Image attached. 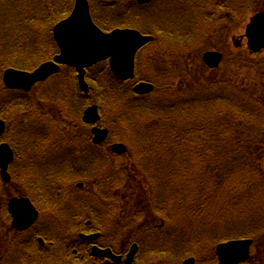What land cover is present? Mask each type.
<instances>
[{"label":"trees","instance_id":"obj_1","mask_svg":"<svg viewBox=\"0 0 264 264\" xmlns=\"http://www.w3.org/2000/svg\"><path fill=\"white\" fill-rule=\"evenodd\" d=\"M73 1L66 0L65 12L55 14L56 10L51 9L57 6L59 0H47V16L51 13L49 18L53 20L50 28L69 15L73 9ZM237 1L245 6L251 0ZM95 2H100L98 6L104 18L93 8L91 1L92 17L103 31L136 28L144 34L156 35V29L152 31V28L132 26L130 13L119 8L110 9L112 6L106 4L108 1ZM135 7L139 8L137 5ZM9 8L8 2L0 0V14L5 15ZM226 10L233 15L237 13L236 9ZM262 10V5L252 7L253 12ZM154 12L155 10L152 13ZM41 13L45 15L46 12ZM175 28L181 35L179 38L186 41L194 39L196 24L195 30L190 23L180 24ZM51 40L57 51L52 36ZM50 46L51 43L47 41V48ZM26 51L27 49L21 50L24 53ZM23 63L20 60L14 64L12 61V67L20 68ZM66 69L75 76L73 69ZM87 80L90 94L81 100L82 103L80 99L74 101L79 114L89 104H97L101 111L109 107L117 115L110 128L111 132L117 135V126L125 132L129 129L133 132L128 134L129 138H133L139 148L137 164L131 163L129 169L124 164L121 167H116L118 164H115L111 174L103 182L110 184L113 192H121L125 188L136 189V184H139L138 190L146 195L145 202L148 205L155 204L152 211L169 221L167 228L179 222L175 221L177 218H173V212L187 211L190 207L188 212L191 213L192 220H197L207 232L209 228L206 223L213 218L211 214L216 213L215 218H219L221 211H224L227 223L225 225L224 222L225 226L216 231V243L252 239L254 246L250 264H264V90L263 96L257 97L254 94L256 91L248 89L246 85L238 86L232 79H214L209 83L210 88L203 87L201 93L181 100L179 93L189 92L203 80L194 79L188 84L187 90L176 89L167 82L156 86L155 92L150 96L139 98L134 95L131 82L122 83L113 76L109 62L89 69ZM144 80L152 82L150 79ZM262 84L264 87V80ZM169 95L174 96L173 102L167 101ZM152 97H163L167 102L149 108V99ZM79 103L82 105L79 106ZM131 108H143L145 111L130 116ZM11 110L12 102L5 112L9 113ZM143 135H147L150 140L145 142ZM124 136L123 139L119 137L120 141L124 140ZM78 138L67 137L68 140ZM151 138L159 143H153ZM22 183L35 188L59 186L55 180L46 176L26 179ZM240 187L242 189L235 193ZM0 188H11V184L5 185L0 179ZM114 203L118 202L115 200ZM186 207L188 208L183 210ZM180 214L183 216V212ZM228 218H233L234 222ZM186 237L193 238L194 235L185 232L183 238ZM191 242L190 246L185 247L189 251H182L183 247L179 249L180 257L204 256L200 264H216L215 255L211 258L208 252L200 254L204 247L200 249L197 246L202 244Z\"/></svg>","mask_w":264,"mask_h":264},{"label":"flooded vegetation","instance_id":"obj_2","mask_svg":"<svg viewBox=\"0 0 264 264\" xmlns=\"http://www.w3.org/2000/svg\"><path fill=\"white\" fill-rule=\"evenodd\" d=\"M155 2L159 3L157 10L160 16V23L159 27L156 28V38H154V41L162 39L163 42L169 45L178 43L189 46L191 40L186 41L184 38H179L181 35H179L175 28V26L178 27L180 24H177V21H173L175 11L171 0H154L150 4L142 5V8H146ZM183 2L188 1L184 0ZM203 3L208 6L210 2L209 0H199L198 12L200 13V19L197 23L207 31L203 36V38H207L212 27L215 33L217 32L219 20H216V14H218L216 11L213 14V18L205 15L203 11H206V7L203 9ZM217 7L221 13L225 10L224 12L230 15L226 8L224 9V6L218 5ZM208 8L212 10V8ZM181 16L189 18L187 14ZM204 18L207 20L203 23ZM188 23L195 30L196 22L191 23L189 20ZM220 28H223L222 25ZM242 38L238 39L237 36L231 38V43L236 49L242 46ZM180 40L183 42H180ZM27 41V39H23L21 50H25V42ZM216 41H219L220 44L225 43L226 40L223 33L218 34ZM29 43H33V41ZM153 43L143 47L137 57ZM44 47L43 49L35 46L32 53H25L21 57V61H24V63L40 61V65L47 62V41L44 42ZM222 51V49H219L216 52L222 53L225 58V54ZM41 55L44 56L41 57ZM137 57L135 61V76L132 80L127 81L131 82L132 86L145 79L139 75ZM163 74L165 75V73ZM52 78L54 77L35 84L29 92L23 90L13 91L15 105L21 109L19 112H31L32 108L34 109L36 106H38V109H42L43 100L47 102V98L55 100V97H61L57 94V87L53 86L55 83H52L54 81ZM149 95L135 96L146 98ZM66 96L62 98L65 100ZM85 96L87 95L78 90L70 98L72 100L71 103L75 105V99L83 100ZM75 110L77 111L78 109ZM83 112L80 115L82 123ZM21 114L23 113H18V117ZM82 125L86 127L83 128V133L78 131L74 133L76 137H79L78 139L68 140L66 139V135L60 139L57 132V136L51 139L52 135L47 134V128L41 132H27L26 128H22L16 129L18 130L16 138L11 143L8 142L14 153V161L10 167L13 169L14 177L17 178V181L46 176L55 180L59 186L46 188H0V196H6V199H2L4 203L0 204V226L6 221V225L9 228V231L6 233H2L0 230V264H106L107 262H112L108 258L93 256V249L95 247L102 250H111L114 254L123 258L122 264H124V260L128 255V244L130 241H128V244L126 242L122 250H116L114 245L117 243V240L114 241V238H111L109 235L114 232V230H111V225L115 226L117 220L116 212L120 217V211L123 208H117L113 203H106L105 198L109 194L106 196L105 191L101 188V186H104V178L111 174V170L121 160V156L113 154L114 142L107 140L103 144L96 145L93 142V128L84 123ZM60 126L61 137V130L63 128L66 129V125ZM37 133L41 134L43 138ZM3 142H0V145ZM104 161H107L108 165H105ZM124 163L128 169L129 165L131 167V163ZM66 179L77 180L73 183L74 187L63 186ZM9 196L26 197L35 207L37 219L28 229L20 231L13 227V218L9 213L8 207V203L12 197ZM129 214V211H125L124 208L122 218L130 222ZM152 224L132 235L138 237L135 240L140 242V253L138 252L139 256L135 257L134 264H185L187 259L185 260L183 259L184 257L181 258L179 256L181 249L179 250L177 245H174V233H166L167 229L165 228H167L169 221L166 223L165 220H155ZM124 227L130 228L123 223L121 228ZM90 237L96 238L90 240ZM163 237H166V242L168 243L163 240ZM197 247L203 248L202 245ZM212 249L213 246L210 244L208 253H210L211 258L215 255L216 264H218L216 251H212ZM182 251L189 250L183 247ZM184 254L187 255V252ZM190 257L194 258L195 264H200V260L204 256Z\"/></svg>","mask_w":264,"mask_h":264},{"label":"rangeland","instance_id":"obj_3","mask_svg":"<svg viewBox=\"0 0 264 264\" xmlns=\"http://www.w3.org/2000/svg\"><path fill=\"white\" fill-rule=\"evenodd\" d=\"M6 3L10 5L9 10L4 15L3 13L0 14V79L2 76V73L7 68H12V61L14 64H17L18 61H20L22 57L21 44L23 42L24 37L29 38L30 32L32 30L36 31L37 38L33 37L32 35L30 38L34 41H49L51 40L52 36V29L50 28L51 21L49 17L47 16V0H5ZM56 1V0H55ZM93 4V8L99 11V15H101L102 18H104V15L101 14L100 6H98V3L95 2V0H89V2ZM97 1V0H96ZM108 1L106 4L111 5L112 7L110 9H117L120 10L124 9V5L126 6L127 1L126 0H104ZM175 5L173 7L175 14L173 17V21H177V24H186L189 22H197L200 19V13L196 14L194 12V7L192 10V6H189L190 4L194 2L193 6L198 5V1L189 0L188 2H183ZM94 2V3H93ZM209 4L206 8V11H203L205 15H209L207 17L213 18V14L216 11V20H219L218 30L215 33L214 28L210 30L209 39L203 38L205 34H200V36L197 39H194L192 43L189 44V46H184L182 44L176 43L175 45H169L166 42H163L162 39H157L155 43L150 45V47L139 54L137 57V67L138 71H140L143 78H147L152 80V82H155L156 86L163 85L166 82L169 83V85H173L174 88L179 89L182 88L184 90L188 89V84L192 83L194 79H203L201 80V84L197 85H203V86H197L193 87L189 92L179 93L180 99H186L190 98V96L197 95L198 93H201L203 90V87H209V83L211 80L214 79H232L233 82H237L239 85H246L248 89H252V91H256L254 94L257 97L263 96L262 91L264 90L262 81L264 80V51L257 53V54H251L248 49V41L245 38V29L246 25L250 22L251 18L257 13L252 11V7L255 6V8L262 5L263 10L261 12H264V0H251L247 5L244 6V3H241V1L237 0H209ZM158 4L152 5L150 7H146V9L141 10L143 14H145V18L140 22L139 27H142L144 29L152 28V31L154 29L159 27L160 23V16L158 13ZM218 5L226 6V8L234 10H237V13L233 15L232 13L228 15V13L222 11H218ZM66 0H59V3L57 6H54L51 10H56V13L65 12L66 10ZM208 7L212 8L210 10ZM70 8V7H69ZM68 8V9H69ZM110 9L108 11H110ZM155 10L154 13H152ZM123 11V10H122ZM199 11V10H198ZM41 12H46L45 15ZM197 12V11H196ZM187 14L189 18H184L181 15ZM98 15V16H99ZM147 15V17H146ZM204 15V14H202ZM181 16V17H180ZM109 17V16H107ZM110 18V17H109ZM9 20V22H8ZM207 19H203V23ZM129 22V19L127 20ZM18 22V23H17ZM211 22V21H210ZM212 23V22H211ZM222 25L223 28H220ZM225 26V27H224ZM202 27V26H201ZM32 32V34H35L36 32ZM43 32V33H42ZM199 31H197L198 33ZM214 32V33H213ZM223 33L225 37V43L220 44L219 41H216L218 34ZM237 36L238 39L241 37V43L242 46L238 49H236L231 41L232 37ZM23 38V39H22ZM166 43V44H164ZM33 43H30L28 45L31 46ZM40 46V45H38ZM222 49L223 53L226 55L225 61L223 65L218 68L214 72L207 71L206 68H203L201 65L202 61V55L206 51L211 50H219ZM48 55V52H47ZM44 55H41V57ZM48 59V58H47ZM40 61H37L35 65H38ZM34 63L31 61L23 64L20 68L29 69L33 66ZM15 66V65H14ZM203 69H202V68ZM67 69H63V72L58 75L56 79H54V83L63 81L64 84H66V87H68L70 90L60 89L61 92L69 93L71 97L74 95L75 91V78H73L72 74ZM165 73V75L163 73ZM140 75V74H139ZM59 91V92H60ZM58 96H60L58 94ZM14 97L11 93L5 91V88L0 82V119L4 120L6 123V131L5 134L0 136V142L7 141L11 142L13 139L16 138V132L18 133V130L16 129H22L26 128L28 131H45L47 128V133L51 132L52 136L51 139H54L56 135V131L61 129L60 125H66L65 132L63 130L61 134V138L64 137L67 133L74 134L77 131L80 133H83V127L82 123L77 117L76 111L72 109L68 105L67 101L69 99L64 100L62 97H55V100H49L47 98L46 100L42 102L43 108L38 109V106L32 108L31 112H19V108H16L12 110L11 112H5L7 109V106L12 101L15 102ZM171 100L174 101V96L169 95L167 101ZM167 101L163 100L162 98H155L152 97L149 99V108L152 105H162L166 103ZM50 102V103H48ZM3 111V112H2ZM140 111H145L143 108H131L129 112L130 116L132 114H135ZM18 113H23L18 117ZM117 115L115 112L112 111L109 107H105L102 110V125L103 126H111L115 122ZM67 119L69 121H67ZM24 120V121H23ZM46 124V125H45ZM122 129V128H121ZM55 132V133H53ZM120 132V133H119ZM117 133L120 134V138L123 139L122 136H124L123 142L128 144V147L133 151L132 156H137V150L138 146L135 142V140L130 139V135L133 132H131L129 129L125 132V130H121ZM125 133V134H124ZM143 138H145V142L150 139L147 138V135H143ZM112 139V138H111ZM142 140V139H140ZM153 143H159L158 141H155L151 138ZM140 147L142 145H139ZM105 165L107 164V161H104ZM104 169V168H103ZM103 172V171H102ZM11 175H13V169H10ZM75 180L69 179L68 182L65 184L63 183V186L69 187ZM22 185L21 183H19ZM18 184L17 178L13 180L11 183V188L14 187H22ZM26 184H24L25 187ZM74 184L72 185V187ZM129 188V187H128ZM139 184H136V189H127L125 188L118 194V198L116 199V202L120 203V208L122 211H129L130 220L133 219V222H137L134 224L131 222L129 224L128 220H124L122 218V211H120V217L118 216V213L116 212V222L115 226L111 225V230H114L112 234H109L111 238H114V241L117 240V243L114 245L115 249L122 250V248L126 245V242L128 244V241L137 239L138 237L132 236L134 233L141 231L143 228L147 226H151L152 223H154V218L151 215H147L146 209H144L143 206V199H145V194L143 191H139ZM242 189V187L235 190V193L239 192ZM6 197V196H5ZM4 195L0 196V204L4 203L2 199L5 198ZM6 199V198H5ZM6 201V200H5ZM7 202V201H6ZM146 204V203H145ZM222 206V204H221ZM104 208V206H103ZM188 207L184 208L183 210L187 209ZM190 207L187 209V211H181L183 212V216H181L180 211L173 212V218H177L179 221L173 224L171 227L167 228L166 233H175L174 243L177 245L178 249H181L182 247L190 246L192 243L191 241L195 242L193 244L200 243L207 249H205V252L203 250L200 254L205 255V253L208 252L209 245H213L215 247L214 242L211 243L210 241L214 240L216 231L220 228L226 225L227 223V217H225V212L221 211V215L219 218H215L216 213L211 214L212 219L210 218L208 223H206L207 232L203 230L201 225L196 221L192 220L191 213L188 212ZM221 209H223L221 207ZM141 213V215H140ZM137 215L136 217H133L134 215ZM147 215V216H146ZM182 217L181 219H179ZM232 217V215H231ZM112 218V216H111ZM139 218V219H138ZM138 219V220H137ZM165 219V218H159ZM229 221H233V218H228ZM168 222V221H167ZM225 222V223H224ZM126 224L127 226H132V229L130 230V233L121 232L120 227L122 224ZM225 225H224V224ZM6 221L0 226V230L2 233H6L9 231V228L6 225ZM153 225V224H152ZM197 227H196V226ZM162 232V230H161ZM187 232L188 235L191 233L194 235L193 238H183L184 233ZM128 234V235H127ZM196 238V239H194ZM214 238V239H213ZM163 240L166 242V237H163ZM186 240V241H185ZM217 240V239H215ZM125 241V242H124ZM168 243V242H166ZM6 257V256H5ZM4 257V259H5ZM159 257V256H158ZM183 258V257H181ZM190 256H186L183 259H189ZM182 259V260H183ZM16 260V259H15ZM181 260V262H182ZM156 261V260H153ZM249 264V263H248Z\"/></svg>","mask_w":264,"mask_h":264},{"label":"water","instance_id":"obj_4","mask_svg":"<svg viewBox=\"0 0 264 264\" xmlns=\"http://www.w3.org/2000/svg\"><path fill=\"white\" fill-rule=\"evenodd\" d=\"M154 0H138L140 4H148ZM54 38L60 48V54L53 61L42 64L35 72L27 73L8 69L4 73V84L8 89L30 91L33 85L45 81L60 71L61 65L76 69L79 88L88 93L86 71L90 67L104 60H110V67L114 76L122 81L132 80L135 76V58L137 53L153 41V37L142 35L132 29H117L110 33L101 31L92 21L90 7L87 0H75L72 14L54 27ZM245 37L248 47L253 54L264 50V12L256 14L246 26ZM223 60L218 52H206L203 56L204 64L210 68H217ZM154 86L141 82L134 87L137 95L149 94ZM83 121L94 126L93 142L96 145L104 143L109 135L108 130L96 126L100 121L97 106H90L83 115ZM5 132V123L0 121V135ZM123 144L113 145V152L117 155L126 153ZM14 154L6 143L0 146V173L5 183L11 181L9 166L13 162ZM9 212L13 217V227L23 231L28 229L37 219V212L29 199L13 198L9 202ZM96 237H90V240ZM252 240H235L220 244L217 247L219 264H245L250 259ZM138 252V246L133 245L124 261V264H133ZM93 256L108 258L112 262L106 264H121L123 258L113 254L109 249H93ZM185 264H195L189 259Z\"/></svg>","mask_w":264,"mask_h":264},{"label":"bare ground","instance_id":"obj_5","mask_svg":"<svg viewBox=\"0 0 264 264\" xmlns=\"http://www.w3.org/2000/svg\"><path fill=\"white\" fill-rule=\"evenodd\" d=\"M127 4L124 5L123 11L130 13V23L132 26H137L140 22L145 18V14H143L140 10L142 8V4L138 2V0H126ZM173 7L182 2V0H171ZM156 4V2H155ZM137 5L139 8H136ZM147 17V15H146Z\"/></svg>","mask_w":264,"mask_h":264}]
</instances>
